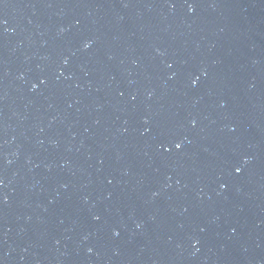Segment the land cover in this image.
<instances>
[{"label": "water", "instance_id": "obj_1", "mask_svg": "<svg viewBox=\"0 0 264 264\" xmlns=\"http://www.w3.org/2000/svg\"><path fill=\"white\" fill-rule=\"evenodd\" d=\"M0 264H264V0H0Z\"/></svg>", "mask_w": 264, "mask_h": 264}, {"label": "snow or ice", "instance_id": "obj_2", "mask_svg": "<svg viewBox=\"0 0 264 264\" xmlns=\"http://www.w3.org/2000/svg\"><path fill=\"white\" fill-rule=\"evenodd\" d=\"M177 147H179V145H177Z\"/></svg>", "mask_w": 264, "mask_h": 264}]
</instances>
